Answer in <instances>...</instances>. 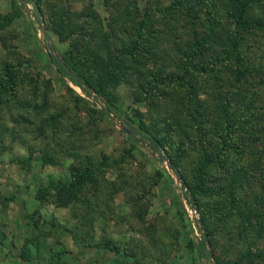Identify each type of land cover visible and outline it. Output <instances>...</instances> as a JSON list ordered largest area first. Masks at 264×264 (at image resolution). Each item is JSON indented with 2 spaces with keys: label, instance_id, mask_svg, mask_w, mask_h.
I'll return each instance as SVG.
<instances>
[{
  "label": "rangeland",
  "instance_id": "rangeland-1",
  "mask_svg": "<svg viewBox=\"0 0 264 264\" xmlns=\"http://www.w3.org/2000/svg\"><path fill=\"white\" fill-rule=\"evenodd\" d=\"M170 1L151 0L148 4L145 0L147 8L141 10V19L151 12L157 21L154 29L163 30L171 20L169 16L172 21L179 16L163 10ZM36 2L25 3V9L21 0H0V18L7 24L5 29L0 28V74L7 63L15 65L20 74L16 97L0 101V264H217L216 257L222 263L250 264L249 253L256 257L255 264H264V203L257 202L256 197L261 194L263 183L245 187L246 209L249 206L254 214L263 216L252 217L248 222L245 190L241 191L239 211L224 219L221 226L217 221L213 224L214 246L205 239L202 212L190 204L183 179L172 170L164 153L155 157L146 145H137L136 159L131 160L125 172L129 176L127 184L125 174L115 163L128 147V138L121 130L131 133L130 126L139 123L130 106L144 113L151 108L144 103L133 104L131 89L126 85L107 89L98 97L95 86L104 76L103 64L93 69L76 64L74 54L78 47L82 48L81 41L76 47L75 34L66 31L61 37L46 21L51 16L61 19L69 11L80 13L91 8L107 30L109 12L103 0H46L48 4L42 6L43 10L38 9ZM255 6L251 14L264 13V4ZM221 31L226 35V30ZM85 38L87 41L91 38L90 30L85 31ZM240 39L245 66L263 72L264 32L241 34ZM156 42L160 45L158 49L166 51L171 47L167 34ZM53 48L68 60L75 74L84 81H92V85L88 84L91 96L70 80ZM209 66L214 72L197 75L202 91L201 107L208 115L215 111L214 98L209 95L212 88L222 87L220 77L226 82L234 77L229 70L220 72L217 64ZM255 79L261 83L250 82L247 91L254 96L253 107L262 111L264 74L263 78ZM78 96L83 100L79 101ZM32 103H37L38 108L34 109ZM101 108L111 109L110 120L105 121L94 112ZM239 133V130L233 133L236 143ZM134 139L141 137L136 135ZM101 151L112 166L101 173L97 182L85 186L76 200L61 206L55 191L46 201L41 198L42 185L71 181V166H100L104 158ZM194 156L188 154L185 167ZM157 160H161L164 177L154 187L153 173L161 167ZM215 170L214 179H219V186L227 185L226 181L236 176L229 166ZM140 181L147 185H140ZM228 191V188L217 190L212 201L223 199ZM137 193L141 194L139 201L135 200ZM193 193L199 196L201 190ZM205 197L200 198L201 205L209 200ZM226 211L227 207H223L217 213Z\"/></svg>",
  "mask_w": 264,
  "mask_h": 264
},
{
  "label": "trees",
  "instance_id": "trees-1",
  "mask_svg": "<svg viewBox=\"0 0 264 264\" xmlns=\"http://www.w3.org/2000/svg\"><path fill=\"white\" fill-rule=\"evenodd\" d=\"M29 1L21 0L25 9V3ZM103 2L110 16L107 30L102 26L100 16L91 8L80 13L69 11L66 17L60 16L61 19L51 16L46 21L49 28L61 37L66 31L75 34L76 47L81 41L82 48L78 47L74 54L76 64L89 69L103 64L104 76L95 86L98 97L107 89L126 85L131 89L133 104L144 103L151 108L148 113H144L133 106L129 107L139 123H136V127L130 126L131 133L121 130L128 138V147L115 163L125 174L124 181L128 184L129 176L125 172L129 170L131 160L134 162L136 159L137 145H146L155 157L156 154L164 153L172 170L183 179L190 204L202 212L205 239L214 246V222L217 221L221 226L224 219L233 217L239 211L238 207L242 204L240 192L245 190L246 185L263 183L260 185L262 192L256 197L257 202L264 203V107H261L262 111L253 107L254 96H249L250 90L247 91L250 82H259L256 76L263 78L264 71L245 66L243 41L240 39L241 34H263L264 13L258 16L251 13L255 5L264 4V0H171V4L163 10L169 15L178 13L179 16L175 21L169 16L172 22L169 21L163 30L157 31L154 29L157 21L153 13L148 12L149 15L141 19V10L147 8L145 0ZM150 2L148 0V4ZM45 4H48L46 0L36 2L40 10ZM6 27L4 19L0 18V28L3 30ZM88 30L89 40L93 41L85 40V31ZM221 30H226V35ZM164 34L170 37L171 44L166 51L158 49L160 45L156 42ZM78 35L80 37L77 39ZM53 52L70 80L91 96L89 85H92V81H84L71 70L68 60L59 55L55 48ZM209 64L220 66V72L226 69L234 73L228 82L220 77L218 82L222 87L212 88L209 93L214 98L211 101L215 110L210 115L202 110V91L197 84V75L214 72ZM19 86L20 74L16 66L7 63L0 74V101L8 102L7 97H16ZM44 98L45 104L47 97ZM78 100L83 99L78 96ZM32 104L34 109L38 108L37 103ZM248 110L250 113H247ZM94 112L99 113L103 120H110L111 109L101 108ZM256 121L259 124H255ZM237 130L240 133L236 143L233 133ZM136 135L142 140H135ZM209 135L212 136L210 139ZM189 153L195 156L191 158L192 163L185 167V158ZM101 154L104 156L103 161L96 168H92L91 164L86 168L71 166L70 182L54 181L42 185L41 198L46 201L55 191L61 206L76 200L85 186L97 182L101 173L112 166L106 153L101 151ZM45 161L48 162L47 159ZM157 161L161 163V160ZM227 166L233 168L236 176L232 177V181L227 180V185L219 186V179H214L213 172H217L216 167L224 170ZM161 169L162 163L160 169L155 168L153 173L151 183L154 187L164 177ZM143 184L147 185L140 181V185ZM227 188L229 191L223 199L212 201L217 190ZM195 190H201V194L195 195ZM137 195L135 200L139 201L141 194ZM245 195H248L247 188L244 191V211L248 222L252 217L259 219L262 214H254L255 211L249 206L246 209L248 204ZM201 197L209 199L206 205H201ZM223 207H227L226 213H217ZM147 211L148 206L145 214ZM139 213L144 218L141 210ZM25 250L27 255L28 251ZM249 254L250 264H255L256 257L253 253ZM216 259L217 264H237L222 263L218 257Z\"/></svg>",
  "mask_w": 264,
  "mask_h": 264
},
{
  "label": "water",
  "instance_id": "water-1",
  "mask_svg": "<svg viewBox=\"0 0 264 264\" xmlns=\"http://www.w3.org/2000/svg\"><path fill=\"white\" fill-rule=\"evenodd\" d=\"M123 131H125V132H127V133H130L128 130H126V129H123Z\"/></svg>",
  "mask_w": 264,
  "mask_h": 264
}]
</instances>
